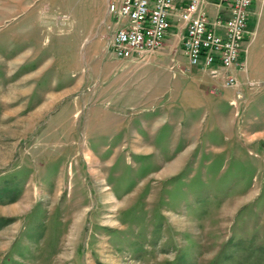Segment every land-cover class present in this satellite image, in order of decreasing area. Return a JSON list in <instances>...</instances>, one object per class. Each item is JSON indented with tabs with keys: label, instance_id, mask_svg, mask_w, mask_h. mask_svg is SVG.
I'll use <instances>...</instances> for the list:
<instances>
[{
	"label": "rangeland",
	"instance_id": "1",
	"mask_svg": "<svg viewBox=\"0 0 264 264\" xmlns=\"http://www.w3.org/2000/svg\"><path fill=\"white\" fill-rule=\"evenodd\" d=\"M258 2L233 93L173 34L114 56L107 0H0V264H264Z\"/></svg>",
	"mask_w": 264,
	"mask_h": 264
},
{
	"label": "built area",
	"instance_id": "2",
	"mask_svg": "<svg viewBox=\"0 0 264 264\" xmlns=\"http://www.w3.org/2000/svg\"><path fill=\"white\" fill-rule=\"evenodd\" d=\"M252 0H107L106 14L113 26L107 49L131 59L160 47L172 22L180 24L179 47L187 66L201 62L211 76L221 75L225 85L235 84L228 73L238 60L245 39L248 7ZM187 68H183L186 70ZM235 97L229 104L237 105Z\"/></svg>",
	"mask_w": 264,
	"mask_h": 264
},
{
	"label": "crops",
	"instance_id": "3",
	"mask_svg": "<svg viewBox=\"0 0 264 264\" xmlns=\"http://www.w3.org/2000/svg\"><path fill=\"white\" fill-rule=\"evenodd\" d=\"M181 1L182 0H176V6H179L180 5V3H181ZM260 1L261 0H259V2H258V5L260 4ZM251 4V3H250ZM248 11H249V7H248ZM259 12H260V8H256V10H255V14H256V16H255V23L256 24H258V18H259ZM249 13V12H248ZM112 23H113V21H112ZM255 25V24H254ZM174 29V30H173ZM252 31H253V34H254V29L252 28L250 31H248V33L250 34V36H249V38H247V39H245V41H243L242 42V45H241V52L243 51V57L240 59V62H242V67L241 68H238V67H236L235 65H231L230 67H229V69H228V73L229 74H231V75H233L234 76V78H235V81H236V84L235 85H225L224 83H223V78L221 77V75H217V76H213V77H219L220 79H222V84L224 85V86H228V87H232V89H233V93H234V91L237 89V88H243L244 87V82H245V78H246V76H244V77H242V75H246L245 74V71H244V69H245V65L243 64V63H245L244 62V60H245V54L248 52L249 53V51H250V47H248V43H249V39L251 38V35H252ZM255 33H256V29H255ZM171 34H173V36L174 37H177V40H178V42H179V34H180V24L178 23V22H176V21H174V22H172V24H171V26H170V28H169V30H168V33H167V37L165 38V39H169V35H171ZM164 43V42H163ZM163 45V44H162ZM161 45V46H162ZM249 48V50H248V48ZM133 59H136V58H131V60H133ZM187 64V63H186ZM178 65V64H177ZM200 69H201V71H205L206 73H207V71H206V69H203L202 68V66H201V62L199 63V66H198ZM181 70H183V68L181 69ZM239 71V72H238ZM241 72H243V73H241ZM212 77V76H211ZM208 91L209 92H211V93H217V91H216V89L214 88V87H210V88H208ZM232 93V94H233Z\"/></svg>",
	"mask_w": 264,
	"mask_h": 264
}]
</instances>
